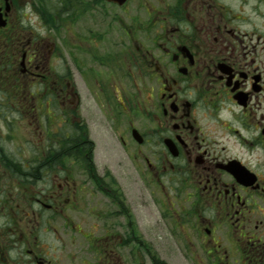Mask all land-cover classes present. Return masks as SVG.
<instances>
[{
  "label": "flooded vegetation",
  "instance_id": "1",
  "mask_svg": "<svg viewBox=\"0 0 264 264\" xmlns=\"http://www.w3.org/2000/svg\"><path fill=\"white\" fill-rule=\"evenodd\" d=\"M0 18V106L35 127L28 180L1 137L0 168L37 205L0 198V264H175L123 163L177 205L192 264H264V0H0Z\"/></svg>",
  "mask_w": 264,
  "mask_h": 264
},
{
  "label": "rangeland",
  "instance_id": "2",
  "mask_svg": "<svg viewBox=\"0 0 264 264\" xmlns=\"http://www.w3.org/2000/svg\"><path fill=\"white\" fill-rule=\"evenodd\" d=\"M5 87L0 85V103L4 101ZM18 105H16L17 109ZM4 106H0V137L2 144L5 145L7 149L13 153V157L18 161L24 162L28 158V141L32 140L31 133L35 132L34 125L28 123L30 114L28 112H20L19 109L15 110L14 113L10 114L7 111L4 113ZM5 117V119H4ZM44 119V118H43ZM36 136V135H35ZM33 139H38L37 137ZM98 150L96 153L98 162L101 165L114 166L115 162L112 157V152L110 151L109 145L104 141H97ZM110 159L112 161H110ZM128 163V162H127ZM129 164V163H128ZM25 166V165H24ZM127 165L123 163L121 166H116L119 170L124 172V177H127L126 184L129 188V200L133 201L137 206V220L141 223L142 228L146 233H149L152 237L156 238L159 242L161 252L167 254H172L175 264H192L187 256H185L184 248H192L190 241H188L185 235L179 230L174 228V219L177 215H174V211H177L178 207L176 204H173L172 208H166L164 206L159 207L157 204L153 203L150 198V193L147 190L143 189L141 193L138 192V185L141 184V181L134 182L131 172L126 169ZM7 177V173L3 172V168H0V198L5 200L12 198L11 195H8L9 190L15 187V192L17 194L15 203H20L22 207H26L27 204L31 205L32 208L37 207L33 203H30L29 195L27 192L19 189V184L16 182L17 186L9 187L10 182ZM18 187V188H17ZM28 189L32 192H35L37 189L32 190V187L29 186ZM41 190V189H40ZM28 195V196H27ZM11 196V197H10ZM25 202H28L24 204ZM1 207V205H0ZM29 210V208H28ZM4 208H0V215H3ZM74 213V212H72ZM171 214L173 216H170ZM71 215V213H69ZM179 224L177 223V226ZM173 229L175 234H173ZM64 232H67L68 229L64 228ZM191 241L198 248L195 238H192ZM86 245H72L73 248L85 247ZM198 256L202 257L200 250L197 249ZM163 254V253H161Z\"/></svg>",
  "mask_w": 264,
  "mask_h": 264
},
{
  "label": "trees",
  "instance_id": "3",
  "mask_svg": "<svg viewBox=\"0 0 264 264\" xmlns=\"http://www.w3.org/2000/svg\"><path fill=\"white\" fill-rule=\"evenodd\" d=\"M2 112L5 113L6 111H2ZM4 119H5V117H4ZM10 162L14 165L13 168L15 167L18 177H20L24 180H28L29 177L26 176L27 174L25 173L24 164L22 162L18 161L17 159L16 160L10 159ZM6 164L7 165L9 164V159H6Z\"/></svg>",
  "mask_w": 264,
  "mask_h": 264
},
{
  "label": "water",
  "instance_id": "4",
  "mask_svg": "<svg viewBox=\"0 0 264 264\" xmlns=\"http://www.w3.org/2000/svg\"><path fill=\"white\" fill-rule=\"evenodd\" d=\"M4 21L0 18V25H3Z\"/></svg>",
  "mask_w": 264,
  "mask_h": 264
}]
</instances>
